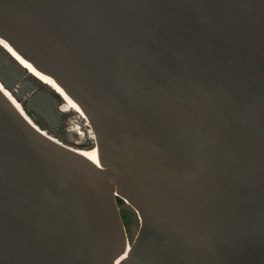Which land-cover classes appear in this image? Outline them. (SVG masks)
I'll use <instances>...</instances> for the list:
<instances>
[{"label":"water","instance_id":"water-1","mask_svg":"<svg viewBox=\"0 0 264 264\" xmlns=\"http://www.w3.org/2000/svg\"><path fill=\"white\" fill-rule=\"evenodd\" d=\"M1 40L80 105L98 157L0 89V264H264V0H0V82L58 125Z\"/></svg>","mask_w":264,"mask_h":264},{"label":"rangeland","instance_id":"rangeland-1","mask_svg":"<svg viewBox=\"0 0 264 264\" xmlns=\"http://www.w3.org/2000/svg\"><path fill=\"white\" fill-rule=\"evenodd\" d=\"M29 74L30 73H28V75ZM30 81L33 84L38 85V89H45V90L52 89L50 86L40 82L36 78L31 79ZM12 94L14 95V93ZM58 98L60 100V104L57 110V114H58L57 117H59L58 125L52 124L50 126L45 120L34 114H30L28 116L33 120V122L36 125H38V127H40L50 137L56 139V136L53 134L52 129H54L56 133L62 135L64 139H59V140L57 139V140L63 143L64 145H66L67 147H70L74 150L93 149L95 147V139L93 138L94 134L92 128L87 125L90 123L87 122L86 118L82 117L81 115H79V113L75 111L62 112L61 108L65 104L60 96H58ZM24 103L25 101L20 103L21 106ZM78 132H82L81 135H78ZM120 210L121 213L123 214V220L126 226L129 245L131 248V243L134 241L140 227V220L135 210L127 203L122 204L120 206Z\"/></svg>","mask_w":264,"mask_h":264},{"label":"bare ground","instance_id":"bare-ground-1","mask_svg":"<svg viewBox=\"0 0 264 264\" xmlns=\"http://www.w3.org/2000/svg\"><path fill=\"white\" fill-rule=\"evenodd\" d=\"M2 44H4L3 46H5V48L11 52V54L14 56V58H16L21 64L22 66H24V68H26L28 70V73H30L32 76H34L36 79H38L40 82L47 84L48 86H50L64 101V104L61 108L62 112H71V111H75L77 113H79L82 117L86 118V115L84 114L82 108L80 107V105L74 101L66 92L65 90L59 85L57 84V82L51 78H49L46 74L38 71L32 64L28 63L25 59H23L11 46H9L4 40H1ZM0 89L6 94V96L13 102V104L20 110V112L36 127L38 128L43 134L47 135L46 132H44L40 127H38V125H36L33 120L28 116V114L26 113V111L24 110V108L21 106V104L19 103V101L14 97V95L7 90L4 85L2 84V82H0ZM88 121V120H87ZM49 136V135H47ZM50 137V136H49ZM52 138L54 141L58 142L61 145H64L63 143H61L60 141H58L57 139ZM93 138L95 139V136L93 135ZM70 148V147H69ZM74 150V149H73ZM77 152L83 154L84 156H86L88 159H96L98 157V149L96 147H94L91 150H76ZM130 245H129V241H128V251L130 250ZM125 258H127V254H125L123 257H121V259L119 260V262H121L122 260H124Z\"/></svg>","mask_w":264,"mask_h":264},{"label":"trees","instance_id":"trees-1","mask_svg":"<svg viewBox=\"0 0 264 264\" xmlns=\"http://www.w3.org/2000/svg\"><path fill=\"white\" fill-rule=\"evenodd\" d=\"M23 106V105H22ZM24 110L27 112L28 115L30 114H33L32 112H30L25 106H23ZM118 203H119V206H121L122 204H124L125 202L121 199H118ZM122 217H123V214H122Z\"/></svg>","mask_w":264,"mask_h":264},{"label":"built area","instance_id":"built-area-1","mask_svg":"<svg viewBox=\"0 0 264 264\" xmlns=\"http://www.w3.org/2000/svg\"><path fill=\"white\" fill-rule=\"evenodd\" d=\"M79 115H80V114H79ZM87 122H88V121H87ZM87 125H88L89 127H91L90 124H87ZM81 133H82V132H78V135H81Z\"/></svg>","mask_w":264,"mask_h":264}]
</instances>
